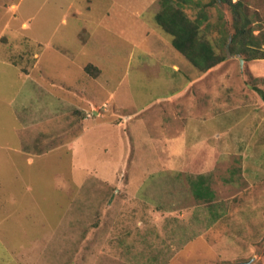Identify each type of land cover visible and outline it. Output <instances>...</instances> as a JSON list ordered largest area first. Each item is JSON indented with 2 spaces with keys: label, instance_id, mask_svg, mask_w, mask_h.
I'll return each mask as SVG.
<instances>
[{
  "label": "rangeland",
  "instance_id": "374dc122",
  "mask_svg": "<svg viewBox=\"0 0 264 264\" xmlns=\"http://www.w3.org/2000/svg\"><path fill=\"white\" fill-rule=\"evenodd\" d=\"M183 2L216 54L240 6L252 47L202 71L161 0H0V264H264V0Z\"/></svg>",
  "mask_w": 264,
  "mask_h": 264
},
{
  "label": "trees",
  "instance_id": "16d2710c",
  "mask_svg": "<svg viewBox=\"0 0 264 264\" xmlns=\"http://www.w3.org/2000/svg\"><path fill=\"white\" fill-rule=\"evenodd\" d=\"M174 1H177L178 4H175ZM183 1L161 0L162 10L156 14L155 20L166 33L171 35L173 47L182 53L194 66L202 71H207L231 56H239V51H235L232 48L233 43L242 48L252 47V30L249 29V37L244 38L247 22L240 6L236 8L237 29L225 42L226 53L216 54L210 42L200 35V25L197 24V21L189 19L182 9L184 5ZM236 5H241V2L238 1ZM251 58L264 59V50L260 54L254 53ZM86 69L89 71L88 66ZM262 96L264 97L263 94ZM204 180V175H199L197 179H192L191 185L193 190L198 196H211L212 192L208 186L204 185Z\"/></svg>",
  "mask_w": 264,
  "mask_h": 264
},
{
  "label": "crops",
  "instance_id": "0c3cea01",
  "mask_svg": "<svg viewBox=\"0 0 264 264\" xmlns=\"http://www.w3.org/2000/svg\"><path fill=\"white\" fill-rule=\"evenodd\" d=\"M184 91H178V92H175L173 93V95L170 97L169 100L173 101V103H176L177 102V106H180V101L182 99V94ZM176 101V102H174ZM176 105V104H175ZM96 111V109L94 110ZM112 124H116V123H112ZM180 126V125H179ZM171 129H174V132L176 134L179 133V130L180 128L178 126H170ZM167 133L165 131H163V133H159L160 136H158L159 138L161 136H163V139H161V143L162 145L165 147L169 148L171 147L172 149H179V147L181 146V144H177L176 145V136L172 137L170 135H166ZM219 133H217V136H218ZM157 142L159 141L156 140ZM142 208H105L104 211H102L103 215L101 216L100 218V227H102V224L104 225V227L102 228H107V226L111 229V228H119L121 225H122V222L125 220L127 221L126 223H130V225H132L133 227L136 226V225H133L134 223L131 222L132 219L134 218H137L138 219V224L140 225V222H143L144 224L145 221H143L141 219V211ZM145 214L143 215L144 217H147V212H150V210H145L144 211ZM152 213V212H150ZM124 221V225H125V228L128 230H131L133 227H129V224L126 225ZM110 225H108V224ZM137 224V225H138ZM138 227V226H137ZM106 239V237H105ZM112 248H110L111 250Z\"/></svg>",
  "mask_w": 264,
  "mask_h": 264
},
{
  "label": "water",
  "instance_id": "95a60500",
  "mask_svg": "<svg viewBox=\"0 0 264 264\" xmlns=\"http://www.w3.org/2000/svg\"><path fill=\"white\" fill-rule=\"evenodd\" d=\"M249 263H250V260L243 261V262L232 263V264H249ZM213 264H217V263H213Z\"/></svg>",
  "mask_w": 264,
  "mask_h": 264
}]
</instances>
